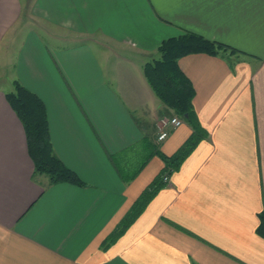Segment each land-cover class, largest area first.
Masks as SVG:
<instances>
[{
	"label": "crops",
	"instance_id": "crops-1",
	"mask_svg": "<svg viewBox=\"0 0 264 264\" xmlns=\"http://www.w3.org/2000/svg\"><path fill=\"white\" fill-rule=\"evenodd\" d=\"M184 32L242 54L178 61L206 137L103 249L163 170L154 148L171 157L192 134L183 122L157 141L174 115L143 73ZM11 80L43 102L54 153L85 186L34 178L0 87V264H264V0H0Z\"/></svg>",
	"mask_w": 264,
	"mask_h": 264
},
{
	"label": "trees",
	"instance_id": "trees-1",
	"mask_svg": "<svg viewBox=\"0 0 264 264\" xmlns=\"http://www.w3.org/2000/svg\"><path fill=\"white\" fill-rule=\"evenodd\" d=\"M157 52L159 58L143 67L145 80L159 101L173 112L174 117L181 119L190 126L192 134L171 157L163 155L154 148L152 154H156L162 160L163 170L142 192L124 219L102 243L103 249L114 244L134 223L150 201L166 186L164 177L169 178L173 172H176L198 143L206 137L205 131L197 121L192 105L195 95L194 88L188 78L180 71L178 61L194 54H205L222 59H229L232 56L242 54L230 46L208 40L192 32H184L177 37L163 41ZM5 100L23 127L27 152L34 166V178L45 176L50 185L64 183L84 187V182L77 174L67 168L54 153L50 141L46 108L40 98L23 87L18 81H14L13 91L5 94ZM120 175L123 176L121 173ZM135 175L136 173L133 176ZM258 221L256 234L264 239V206L258 214Z\"/></svg>",
	"mask_w": 264,
	"mask_h": 264
},
{
	"label": "built area",
	"instance_id": "built-area-1",
	"mask_svg": "<svg viewBox=\"0 0 264 264\" xmlns=\"http://www.w3.org/2000/svg\"><path fill=\"white\" fill-rule=\"evenodd\" d=\"M183 124V121L177 117H172L168 120L161 121V128L159 131V135L157 137L158 142L164 141L167 137L169 132L172 129H175ZM168 177H164V182L168 183Z\"/></svg>",
	"mask_w": 264,
	"mask_h": 264
},
{
	"label": "rangeland",
	"instance_id": "rangeland-1",
	"mask_svg": "<svg viewBox=\"0 0 264 264\" xmlns=\"http://www.w3.org/2000/svg\"><path fill=\"white\" fill-rule=\"evenodd\" d=\"M0 87L3 88L6 93L12 92L13 91V83H12V80L9 81V85L8 86L5 83H1L0 84ZM125 173H128V172H125Z\"/></svg>",
	"mask_w": 264,
	"mask_h": 264
}]
</instances>
